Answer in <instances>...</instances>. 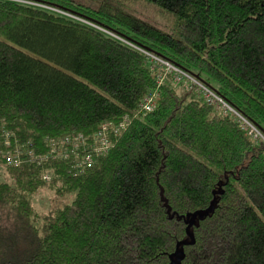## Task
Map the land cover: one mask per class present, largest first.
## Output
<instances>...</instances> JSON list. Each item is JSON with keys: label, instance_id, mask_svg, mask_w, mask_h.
Wrapping results in <instances>:
<instances>
[{"label": "trees", "instance_id": "1", "mask_svg": "<svg viewBox=\"0 0 264 264\" xmlns=\"http://www.w3.org/2000/svg\"><path fill=\"white\" fill-rule=\"evenodd\" d=\"M0 137V264H264V0H0Z\"/></svg>", "mask_w": 264, "mask_h": 264}, {"label": "built area", "instance_id": "2", "mask_svg": "<svg viewBox=\"0 0 264 264\" xmlns=\"http://www.w3.org/2000/svg\"><path fill=\"white\" fill-rule=\"evenodd\" d=\"M149 57L157 64H159L160 66H163L166 68V70L173 72L175 75V78L178 82H184L186 83L191 89H195L198 92H200L203 97L210 103L212 104H216L217 108L219 109H223L226 112H230L235 114L238 118L239 121L241 122L243 128H245V130L248 131V133L250 135L252 134H256L258 135L259 132L246 120L244 119L241 115H239L233 108H231L221 97H219L215 92H213L210 88H208L207 86H205L204 84H202L201 82H199L197 79H195L194 77H192L191 75L185 73L184 71L176 68L175 66L171 65L170 63L159 59L158 57L154 56V55H150L148 54ZM153 98L150 96L147 99L146 104L144 105V108L146 110H151L152 106H153ZM125 124H122L121 127H124ZM111 128V126L109 125H105L103 128V132L104 134H102V136L98 137V139L100 140V146H94L93 150H95L96 153L98 154H102L106 151V149L110 146V142L109 140L106 138L107 136V130ZM120 129H116L115 134H117L119 132ZM12 134L10 133H5L3 134L1 137L6 138L5 140V144L7 146H10V138H11ZM1 137H0V143H1ZM79 138L75 139L72 142V139L68 138L67 141L70 142L71 144L75 147V148H79V144L81 143V137L78 136ZM52 145V142H51ZM6 146V147H7ZM52 153V155L57 156L56 150L53 148L50 151ZM24 155L25 158H28L30 160H37L39 158V156L35 155L34 152L28 148V149H19V151H17L15 154H10L9 152L5 153V159L7 164H19V162L21 161V155ZM19 156V158H18ZM92 156V154H91ZM91 156L87 157V163L85 164H89L91 162ZM19 160V162H18ZM44 178L46 180H49L50 177L48 175H45Z\"/></svg>", "mask_w": 264, "mask_h": 264}, {"label": "rangeland", "instance_id": "3", "mask_svg": "<svg viewBox=\"0 0 264 264\" xmlns=\"http://www.w3.org/2000/svg\"><path fill=\"white\" fill-rule=\"evenodd\" d=\"M132 9L138 17L162 28L169 27L174 21V17L172 18L169 12L160 11L157 7L145 2H133ZM0 179H8L2 167H0ZM55 201L54 193L43 188L35 198L34 205L39 212L45 213L53 207Z\"/></svg>", "mask_w": 264, "mask_h": 264}, {"label": "water", "instance_id": "4", "mask_svg": "<svg viewBox=\"0 0 264 264\" xmlns=\"http://www.w3.org/2000/svg\"><path fill=\"white\" fill-rule=\"evenodd\" d=\"M209 212H210V210L205 212V213L199 212V213L194 214L191 218L190 227L193 226V224L196 222L197 218H203L204 216L208 215ZM192 239L193 240L191 241V244L194 243V238H192ZM183 243L187 244V242H183ZM182 254H183V252L179 251V245H178L176 252L171 256L173 264H177L176 260L179 259V256Z\"/></svg>", "mask_w": 264, "mask_h": 264}]
</instances>
